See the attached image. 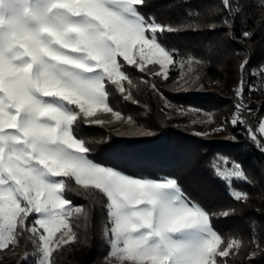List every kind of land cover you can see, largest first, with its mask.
I'll use <instances>...</instances> for the list:
<instances>
[{"label":"snow or ice","instance_id":"6c2138e0","mask_svg":"<svg viewBox=\"0 0 264 264\" xmlns=\"http://www.w3.org/2000/svg\"><path fill=\"white\" fill-rule=\"evenodd\" d=\"M145 3L0 0V250L17 243L24 232L38 233L37 264H51L54 233H61L57 245L74 242L72 221L85 211L66 198L73 183L106 199L104 235L111 264H217L218 257L227 258L240 247L235 239L221 247L224 241L213 229L210 214L191 202L174 178L157 182L98 165L88 158L86 141L76 135L81 121L105 124L98 112L122 119L109 106L106 85L117 86L131 99L122 83H133L126 66L145 73L148 64L159 65L160 71L151 75L168 78L174 54L158 42V34L175 29L146 17L140 11ZM221 3L228 13L221 22L231 29L243 13V3ZM260 6L264 8V0ZM252 35L240 33L243 39ZM247 66L248 61L239 66L237 103L228 121L233 127H244L242 113L251 112L243 102L242 73ZM257 74L264 79V65L250 72ZM259 90L255 83L247 88ZM128 122L134 125L131 118ZM246 131L257 142L254 130ZM259 134L264 136V120ZM259 147L264 151V142ZM229 175L251 183L238 163L233 162ZM232 195L237 201L248 198L241 191ZM33 214L37 218L28 227Z\"/></svg>","mask_w":264,"mask_h":264},{"label":"trees","instance_id":"16d2710c","mask_svg":"<svg viewBox=\"0 0 264 264\" xmlns=\"http://www.w3.org/2000/svg\"><path fill=\"white\" fill-rule=\"evenodd\" d=\"M241 2L243 13L229 29L221 22L228 15L221 0H146L140 11L175 29L159 33L158 42L174 60L200 63V88L174 90L176 70H169L164 79L151 75L159 71L158 65L148 64L150 71L145 73L126 66L133 83H122L131 99H125L127 93L121 94L117 86L106 85L109 106L122 119L98 112L104 125L81 121L76 131L90 149L88 158L101 166L136 178H174L182 193L210 214L213 229L224 241L221 247L233 239L240 242L229 257H218L217 264H264V151L259 147L264 137L256 130L264 120V79L250 75L264 65V8L260 0ZM242 31L252 32V38H241ZM244 61L248 66L242 73L243 102L251 112L242 113L244 127H233L228 121L237 103L234 89ZM253 83L260 90L248 92ZM190 110L214 111L216 127L190 123ZM221 126L223 130H218ZM249 127L256 132L255 143L246 131ZM233 162L242 166L251 183L229 175ZM73 188L66 198L85 211L72 221L76 240L53 249L51 264H111L104 235L106 199L98 192L85 193L74 183ZM236 191L248 193V198L235 200ZM34 219L30 216L26 225L33 226ZM38 246L39 234L24 232L17 243L0 250V264H37Z\"/></svg>","mask_w":264,"mask_h":264},{"label":"rangeland","instance_id":"374dc122","mask_svg":"<svg viewBox=\"0 0 264 264\" xmlns=\"http://www.w3.org/2000/svg\"><path fill=\"white\" fill-rule=\"evenodd\" d=\"M134 56L138 58V49H134ZM173 64L167 65V72L169 70H176L177 77L174 81V90H190L194 88H200L201 82L203 79V70L200 66V63L187 58V59H177L174 60ZM159 66V65H158ZM160 71V68H159ZM191 113L187 117L189 122L195 125H202L203 127L208 126H215V112L212 110L209 111H201V110H190ZM257 133H259V125L256 127ZM253 134H256V132H253ZM264 137V136H262ZM95 163V162H94ZM97 164V163H96ZM99 165V164H98ZM148 179V178H147ZM152 180V179H151ZM157 182H161L163 180H153ZM35 216V219L37 216ZM34 219V220H35ZM63 231V230H62ZM60 232H55L53 237L51 238V242L49 247L55 249L57 245V238L60 236ZM109 251H110V243H109Z\"/></svg>","mask_w":264,"mask_h":264}]
</instances>
